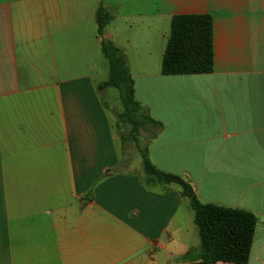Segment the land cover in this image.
Listing matches in <instances>:
<instances>
[{
	"label": "crops",
	"instance_id": "0c3cea01",
	"mask_svg": "<svg viewBox=\"0 0 264 264\" xmlns=\"http://www.w3.org/2000/svg\"><path fill=\"white\" fill-rule=\"evenodd\" d=\"M176 15L212 17L213 73L163 75ZM105 42L162 124L151 161L255 214L248 264H264V0H0V264L201 263L181 187L149 181L121 140Z\"/></svg>",
	"mask_w": 264,
	"mask_h": 264
},
{
	"label": "trees",
	"instance_id": "16d2710c",
	"mask_svg": "<svg viewBox=\"0 0 264 264\" xmlns=\"http://www.w3.org/2000/svg\"><path fill=\"white\" fill-rule=\"evenodd\" d=\"M114 16L106 8L97 12L98 33H104ZM109 62V79L99 88H115L119 91L123 106L119 115V127L128 126L121 140L135 142L143 159L148 180L162 185L176 184L182 196L189 201L194 212L200 247L195 260L201 263L248 264L254 241L258 217L248 211L202 202L192 186L183 178L160 170L151 161L148 148L143 147L140 137L143 131L158 136L162 124L155 120L135 95V84L130 74L125 53L112 42L103 46ZM215 71L213 20L209 15H176L172 18L171 31L162 59L165 76L211 74Z\"/></svg>",
	"mask_w": 264,
	"mask_h": 264
},
{
	"label": "rangeland",
	"instance_id": "374dc122",
	"mask_svg": "<svg viewBox=\"0 0 264 264\" xmlns=\"http://www.w3.org/2000/svg\"><path fill=\"white\" fill-rule=\"evenodd\" d=\"M123 43H126V42H123ZM105 64H106V67L109 68V63L108 61L105 59ZM115 94H117V97L119 96V92L117 90H112ZM108 95H109V98H110V101H109V105L111 106L112 103H113V97H112V93H111V90L108 92ZM120 97V96H119ZM120 101V100H119ZM120 106H121V110L123 109V106L121 104V101H120ZM129 131V130H128ZM127 131V133H128ZM143 139H142V143L141 144H144L146 141H148L151 137H152V133L150 132H143ZM145 141V142H143ZM130 142V141H129ZM132 144V143H131ZM133 145V144H132ZM134 148V146L132 147ZM137 151V150H136ZM138 152V151H137Z\"/></svg>",
	"mask_w": 264,
	"mask_h": 264
},
{
	"label": "water",
	"instance_id": "95a60500",
	"mask_svg": "<svg viewBox=\"0 0 264 264\" xmlns=\"http://www.w3.org/2000/svg\"><path fill=\"white\" fill-rule=\"evenodd\" d=\"M200 264H214V263H200Z\"/></svg>",
	"mask_w": 264,
	"mask_h": 264
}]
</instances>
